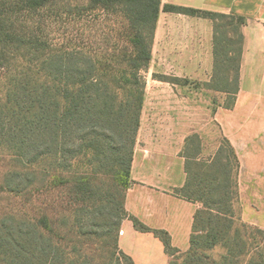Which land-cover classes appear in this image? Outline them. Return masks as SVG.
Here are the masks:
<instances>
[{
    "label": "trees",
    "instance_id": "16d2710c",
    "mask_svg": "<svg viewBox=\"0 0 264 264\" xmlns=\"http://www.w3.org/2000/svg\"><path fill=\"white\" fill-rule=\"evenodd\" d=\"M69 1L73 0H0V146L27 162L23 170L8 174L6 189L15 194L27 191L37 181L40 189L44 186L45 168L41 166L48 158L69 166L84 154L100 163L108 160L113 166L121 165V181L127 191L145 96L143 72L151 64L161 10L213 21L215 67L206 85L232 93L228 108L234 106L239 89L245 17L162 5V0H85L105 9H120L126 21L134 22V29L127 30L126 39L132 47L125 56L127 66L104 69L97 57L78 44L56 42L52 37L51 23L65 17L63 8ZM75 10L72 7L68 13L76 15ZM229 63H234L232 72L225 68ZM178 78L159 77L190 83ZM220 78L226 86L214 85ZM201 151V137L189 135L182 151L187 180L173 190L175 195L200 204L187 251L173 246L167 231L151 228L129 214L126 192L118 207L111 206L110 200L93 215L84 210L75 219L79 230L74 232L106 242L123 219L129 218L136 229L152 232L163 241L171 256L169 264H264V229L253 228L236 213L240 161L235 148L223 137L213 155L202 157ZM46 222L0 219V264H125L123 260L134 264L119 247L118 236L112 254L102 262L73 258L49 234ZM251 229H255L254 236L248 232ZM255 233L261 236L260 241ZM217 246L225 251L213 258L207 251Z\"/></svg>",
    "mask_w": 264,
    "mask_h": 264
},
{
    "label": "crops",
    "instance_id": "0c3cea01",
    "mask_svg": "<svg viewBox=\"0 0 264 264\" xmlns=\"http://www.w3.org/2000/svg\"><path fill=\"white\" fill-rule=\"evenodd\" d=\"M166 3L234 13L246 20L239 89L228 108L217 102L221 91L206 85L215 67L213 21L164 10L159 15L148 71L190 83L146 81L125 208L151 228L167 231L172 245L187 251L200 204L173 190L187 180L182 151L189 135L201 137L202 157L213 155L227 137L240 161L238 179L243 175L247 184H264V0H162ZM118 243L134 264L171 260L163 241L136 229L129 218L122 221Z\"/></svg>",
    "mask_w": 264,
    "mask_h": 264
},
{
    "label": "rangeland",
    "instance_id": "374dc122",
    "mask_svg": "<svg viewBox=\"0 0 264 264\" xmlns=\"http://www.w3.org/2000/svg\"><path fill=\"white\" fill-rule=\"evenodd\" d=\"M64 5L63 10L67 13L65 17L59 16L51 23L54 40L60 43L65 41L67 44H78L97 57L104 69H125L127 66L125 56L132 50L130 42L126 39L127 30L134 29V22L126 21L120 9L118 11L113 7L105 9L85 0H73ZM72 7L78 10L76 15L75 12L68 13ZM232 36L236 35L232 34ZM237 47L238 43L236 47H232V50ZM225 68L231 71L230 68H234V63L227 64ZM143 73L146 81L159 79L163 74L149 71ZM168 77L177 78L174 75ZM178 79L184 82L186 78ZM214 85L226 86V82L220 78L214 82ZM229 87L230 91L234 89L233 82ZM216 99L217 102L228 105L232 103L233 95L221 91ZM69 164L66 166L55 158H48L41 166L45 168L44 186L40 189L37 181L27 191L15 194L6 189L8 174L17 169L23 170L27 162L13 155L7 147L0 146V219L6 217L33 221L46 219L49 234L71 257L82 259L88 257L96 262H102L112 254L121 226L105 239L106 242H102L96 238L76 234L74 230L79 228L75 225V219L80 217L84 210L93 215L110 200H112L111 206L118 207L122 204L126 192V187L121 181L124 169L119 164L113 166L108 160L100 163L92 155L86 154ZM35 167L32 165L30 168L35 170ZM247 180L243 175L241 180L238 179L237 216L253 228L264 229V184L250 185L247 184ZM255 192L261 197L255 195ZM254 230H248L249 234L254 236L251 234ZM256 235L258 237L255 239L260 241L261 236ZM224 251L222 246H217L207 253L213 258H218ZM123 261L127 264V261Z\"/></svg>",
    "mask_w": 264,
    "mask_h": 264
}]
</instances>
